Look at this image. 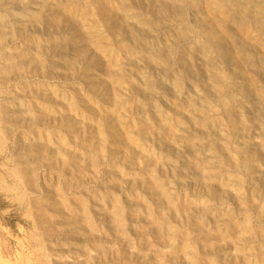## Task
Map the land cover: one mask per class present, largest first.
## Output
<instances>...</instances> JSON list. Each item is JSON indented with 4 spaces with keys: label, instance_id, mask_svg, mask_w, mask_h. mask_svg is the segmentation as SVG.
Returning <instances> with one entry per match:
<instances>
[{
    "label": "rangeland",
    "instance_id": "374dc122",
    "mask_svg": "<svg viewBox=\"0 0 264 264\" xmlns=\"http://www.w3.org/2000/svg\"><path fill=\"white\" fill-rule=\"evenodd\" d=\"M0 264H264V0H0Z\"/></svg>",
    "mask_w": 264,
    "mask_h": 264
},
{
    "label": "bare ground",
    "instance_id": "6f19581e",
    "mask_svg": "<svg viewBox=\"0 0 264 264\" xmlns=\"http://www.w3.org/2000/svg\"><path fill=\"white\" fill-rule=\"evenodd\" d=\"M219 19V18H218ZM241 28V27H240ZM242 30V29H241Z\"/></svg>",
    "mask_w": 264,
    "mask_h": 264
}]
</instances>
